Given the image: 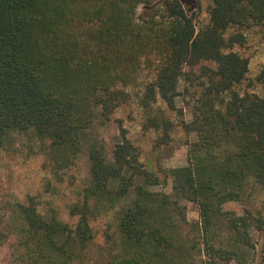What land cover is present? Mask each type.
<instances>
[{
    "label": "trees",
    "instance_id": "16d2710c",
    "mask_svg": "<svg viewBox=\"0 0 264 264\" xmlns=\"http://www.w3.org/2000/svg\"><path fill=\"white\" fill-rule=\"evenodd\" d=\"M186 1L0 0V147L14 133L34 131L77 153L98 107L109 118L128 100L119 85L143 62L155 69L144 108L160 97L183 114L182 96L193 118L181 126L198 137L188 143L187 165L166 172L171 195L149 189L160 178L122 131L111 155L104 146L90 149L93 179L71 207L75 226L57 212H39L34 196L17 203L10 232L36 262L73 264L94 240L92 221L105 209L114 211L119 234L108 264H193L203 245L205 264H248L242 247L252 242L243 233L254 221L264 224L243 205L249 188L264 189V95L236 88L249 59L233 48L245 43L240 29L264 22V0H211L201 29ZM257 80L264 83V69ZM173 126L166 115L146 123L163 130L162 144ZM182 200L198 206L199 222L188 221ZM219 225L238 233L232 249L216 248L208 237Z\"/></svg>",
    "mask_w": 264,
    "mask_h": 264
},
{
    "label": "rangeland",
    "instance_id": "374dc122",
    "mask_svg": "<svg viewBox=\"0 0 264 264\" xmlns=\"http://www.w3.org/2000/svg\"><path fill=\"white\" fill-rule=\"evenodd\" d=\"M185 4L189 13L195 17L197 29L209 23L211 0H187ZM145 7L144 4L140 5L137 11L139 16L144 13ZM236 30L233 28L231 31ZM240 31L245 34V43L235 45L233 50L249 59V72L236 88L241 92L249 91L263 96L264 83L259 82L257 77L264 69V22ZM154 74V66L143 62L138 72L126 81V85L120 83L119 87L128 92V100L117 107L109 118L102 115L98 107L96 119L85 131L77 153L60 151L51 144V140L40 138L34 131L14 133L11 140L0 147V264H42L41 261L36 262V256L29 255L16 235L10 232L9 225L16 204L27 203L34 196L39 212L46 216L57 212L61 220L75 226L77 217L70 214L71 207L79 200L80 193L92 184L93 179L90 149L94 145L104 146L111 155L122 131L137 147L145 168L160 178L161 184L151 185L149 189L168 195L173 193V179L166 172L187 165L188 143L196 141L198 137L195 133H187L181 126L182 120L191 121L193 118L185 108L182 96L177 98V107L183 108V114L170 111L160 97L151 108H144L142 98ZM164 115L174 122L171 140L167 144L161 143L162 129L146 127L149 117ZM139 182L143 180L139 179ZM248 194L243 205L264 221V189L249 188ZM180 204L190 223L201 220L195 203L182 200ZM253 224L248 232L243 233L252 242L250 247H242L243 252L246 251L248 264H264V224L261 227L255 221ZM92 227L94 240L83 256L73 264H108L113 252L118 250L119 234L114 211L102 209L92 221ZM223 227L217 226L208 237H212L216 248L232 249L233 239L238 233ZM202 248V253L197 250L194 254L193 264H205L208 260L206 245Z\"/></svg>",
    "mask_w": 264,
    "mask_h": 264
}]
</instances>
